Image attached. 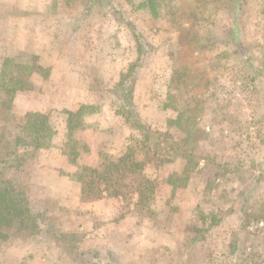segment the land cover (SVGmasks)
Returning <instances> with one entry per match:
<instances>
[{"label":"rangeland","instance_id":"rangeland-1","mask_svg":"<svg viewBox=\"0 0 264 264\" xmlns=\"http://www.w3.org/2000/svg\"><path fill=\"white\" fill-rule=\"evenodd\" d=\"M146 2L0 0V74L5 59L42 54L57 70L41 67L13 102L10 141L30 111L48 114L55 135L6 174L38 226L13 223L0 264H264V0H185L198 11L180 32L163 0L156 14ZM180 56L200 74L171 99ZM78 100L87 105L68 130ZM178 116L198 121L203 139L187 143ZM129 148L141 175L83 201L73 176ZM143 178L155 183L152 213L136 207Z\"/></svg>","mask_w":264,"mask_h":264},{"label":"trees","instance_id":"trees-1","mask_svg":"<svg viewBox=\"0 0 264 264\" xmlns=\"http://www.w3.org/2000/svg\"><path fill=\"white\" fill-rule=\"evenodd\" d=\"M167 13V22L174 26L175 30L182 31L188 23V19L195 16L198 7H185V0H163ZM200 2V0H192ZM160 0H147L142 4L149 7L153 14H156V7ZM168 23V24H169ZM189 45V44H188ZM42 68L38 64L16 63L12 59H5L0 74V236H5L6 231L13 223H16L19 230H29L32 226H38L37 217L33 214L27 201L20 197L19 191L14 183L6 178V174L12 168L21 166L25 159L22 149L40 150L48 147L55 135L54 127L51 124L48 114L30 111L26 113L17 124V134L14 141L8 138V125L15 121L16 115L13 112V102L17 93L32 89L31 76ZM199 70L194 73L187 68L185 57L180 56L174 63L169 88V98L173 99L184 93L189 87L195 84ZM85 106H81L76 112L66 111L69 129L71 125L83 115ZM183 128L188 126L186 142L199 141L203 139L202 131L192 118L183 120L178 116L171 122ZM189 125H191V128ZM196 125V126H195ZM82 126V121L79 123ZM78 126V127H79ZM77 127V126H74ZM191 156H189L190 158ZM143 163L135 158V151L129 148L117 161H106L98 167L83 166L73 179L80 185V194L85 202H94L101 198L104 191L110 189L109 183L124 175H141L140 169ZM180 180V177H177ZM104 185L105 188H101ZM186 186V180L180 184ZM155 190V183L150 179L141 180L138 190V201L136 207L139 211L152 213L149 203ZM111 197L118 196V192L108 193ZM216 219H213V222Z\"/></svg>","mask_w":264,"mask_h":264},{"label":"crops","instance_id":"crops-1","mask_svg":"<svg viewBox=\"0 0 264 264\" xmlns=\"http://www.w3.org/2000/svg\"><path fill=\"white\" fill-rule=\"evenodd\" d=\"M47 51H52V50H50V49H47ZM42 57H44V55L42 54L41 55ZM42 57H41V59H40V62H41V64H38L40 67H49V68H52V75H53V72H55V71H57L56 69H55V63H56V61H55V63H53V61L52 60H50V61H48V60H46V59H44V60H42ZM57 65V64H56ZM58 66V65H57ZM45 83V82H44ZM74 91L76 92V93H82V89L81 88H76V89H74ZM87 102L84 100V101H82V100H78L77 101V103H75V105H70L71 107H73V108H71V107H67L68 108V111H73V112H75L76 111V108H80L83 104H85V106L87 105L86 104ZM75 106V107H74ZM52 108V106L50 107V108H48V109H51ZM56 108H59V106H57ZM61 108V107H60ZM62 108H66V107H62ZM45 111H43V112H47L48 110L47 109H44ZM66 112V111H65ZM94 117V116H93ZM95 117H96V119L95 120H92V116H90L89 117V122H91V124H89L88 125V122H87V125L88 126H86L87 128H89V129H92V123H94V121H96L97 119H98V116H97V114L95 115ZM68 119V118H67ZM50 121H51V124H52V126L54 127V125H53V122H52V119H51V117H50ZM65 128H69V125H68V123H67V125L65 124ZM55 129V128H54ZM89 129H87V130H89ZM69 130V129H68Z\"/></svg>","mask_w":264,"mask_h":264}]
</instances>
